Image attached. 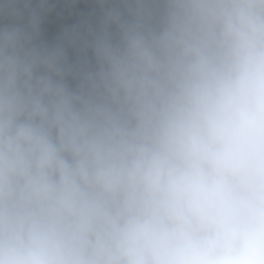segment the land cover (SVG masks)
I'll return each instance as SVG.
<instances>
[{"label": "clouds", "instance_id": "clouds-1", "mask_svg": "<svg viewBox=\"0 0 264 264\" xmlns=\"http://www.w3.org/2000/svg\"><path fill=\"white\" fill-rule=\"evenodd\" d=\"M0 264H264V0H0Z\"/></svg>", "mask_w": 264, "mask_h": 264}]
</instances>
